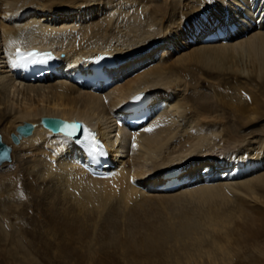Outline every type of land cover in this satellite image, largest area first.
Instances as JSON below:
<instances>
[{
    "label": "bare ground",
    "instance_id": "1",
    "mask_svg": "<svg viewBox=\"0 0 264 264\" xmlns=\"http://www.w3.org/2000/svg\"><path fill=\"white\" fill-rule=\"evenodd\" d=\"M21 48L63 54L59 75L24 81ZM99 56L111 85L73 83ZM43 118L95 129L111 166ZM0 128V264H264V0H0ZM170 169L187 183L163 191Z\"/></svg>",
    "mask_w": 264,
    "mask_h": 264
},
{
    "label": "water",
    "instance_id": "2",
    "mask_svg": "<svg viewBox=\"0 0 264 264\" xmlns=\"http://www.w3.org/2000/svg\"><path fill=\"white\" fill-rule=\"evenodd\" d=\"M61 120L59 119H51V118H43L41 120L42 125L45 128H49L51 129L53 132H58L61 131L56 124L60 123L61 124ZM33 125L29 124V123H25L24 125H21L19 127H17V134H11V140L14 144L19 143L20 138L21 137H27L29 135L32 134L33 132ZM79 135V134H78ZM75 136V138L78 137ZM10 153H11V149L10 147H8L7 145H5L2 140H1V135H0V165L3 162H7L10 161Z\"/></svg>",
    "mask_w": 264,
    "mask_h": 264
},
{
    "label": "rangeland",
    "instance_id": "3",
    "mask_svg": "<svg viewBox=\"0 0 264 264\" xmlns=\"http://www.w3.org/2000/svg\"><path fill=\"white\" fill-rule=\"evenodd\" d=\"M186 50H188V49H183V50H181V52H185ZM176 55H178V53H176L175 55H174V57L176 56ZM45 83H47V82H45ZM45 83H42V84H45ZM0 132H1V134L3 135V133H2V130H1V128H0ZM3 137H4V135H3ZM5 142V141H4ZM6 143V142H5ZM7 145H9L8 143H6ZM9 163V162H8ZM7 164V163H6ZM4 165V164H3ZM23 202L25 203V204H28L29 203V201L27 200V201H24L23 200ZM30 206V207H29ZM33 208H35V206H34V203L32 204V203H30V205H28V207H27V210H28V218H31V217H34V218H36L37 220H39L40 219V226H42V223L44 222V218L43 217H41V214L39 213V212H37V211H35V209H33ZM37 212V213H36ZM36 214V215H35ZM5 221H3V220H1V224H4V226L5 227H8L9 228V226H7V225H5ZM31 227V226H30ZM41 228V227H40ZM37 238V237H36ZM29 239H31V238H29ZM26 243H25V245L27 246V249H29V250H33V248H31L30 246V243L28 242V240H26L25 241ZM37 242V241H36ZM35 255V254H34ZM36 256V255H35ZM36 257H38V261L41 263V264H50L49 262H47L46 260V258L44 257V256H42V259H41V257L40 256H36ZM44 262V263H43ZM56 264V263H55ZM58 264V263H57ZM67 264V263H66ZM71 264V263H70ZM73 264V263H72Z\"/></svg>",
    "mask_w": 264,
    "mask_h": 264
},
{
    "label": "snow or ice",
    "instance_id": "4",
    "mask_svg": "<svg viewBox=\"0 0 264 264\" xmlns=\"http://www.w3.org/2000/svg\"><path fill=\"white\" fill-rule=\"evenodd\" d=\"M22 60H32L36 63H46V60H41L38 58L39 54L36 52H30V53H17ZM77 128V125H64L63 130L66 131V135L71 137L73 136L75 130ZM87 130H85L86 132ZM148 131H151V129H148Z\"/></svg>",
    "mask_w": 264,
    "mask_h": 264
}]
</instances>
